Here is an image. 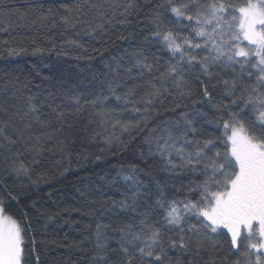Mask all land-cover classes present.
<instances>
[{
    "label": "snow or ice",
    "instance_id": "obj_1",
    "mask_svg": "<svg viewBox=\"0 0 264 264\" xmlns=\"http://www.w3.org/2000/svg\"><path fill=\"white\" fill-rule=\"evenodd\" d=\"M0 11V27L14 17L48 37L31 40L33 55L102 64L54 92L19 77L0 87V264H43L45 211L25 198L55 168L72 171L73 155L78 170L106 154L130 159L77 189L90 220L74 246L89 264H264V0H41L26 11L0 0ZM56 29L68 33L60 46ZM3 45L9 57L29 51Z\"/></svg>",
    "mask_w": 264,
    "mask_h": 264
},
{
    "label": "trees",
    "instance_id": "obj_2",
    "mask_svg": "<svg viewBox=\"0 0 264 264\" xmlns=\"http://www.w3.org/2000/svg\"><path fill=\"white\" fill-rule=\"evenodd\" d=\"M41 0H8L9 6L20 9L21 11L28 10L34 3H40ZM45 4L51 0H43ZM69 3L72 0H68ZM9 15L6 11H0V17ZM60 30L52 31L55 37L57 46L63 44L65 37L59 35ZM37 38V43L41 46H47L48 37L45 35L38 38L36 30L23 27L15 22L13 17L11 27H0V87H3L4 81L19 77L23 84H27L32 90L41 92H54L61 85L73 87L77 79H83L85 75L91 74L94 68H102L99 59L89 62L68 60L65 62L63 58L57 59L53 54L51 56L33 55L31 52V40ZM5 40L23 42L29 48L27 54L20 56L9 57L3 53ZM84 43L90 46L101 47V37H84ZM126 44L127 42H120ZM116 51L115 48L109 50ZM109 53L106 52L105 56ZM93 65L90 68L88 65ZM87 84V80H85ZM47 155V154H46ZM125 159L121 160L118 155L106 154V160L102 167H97L96 162H84L85 166L77 170L76 156L73 155L72 171L66 174H61V170L55 168L51 159L45 161V166L49 170L55 168V175H51L48 183H41L38 189H33L29 192L31 200L27 203L31 205L33 200L37 201L45 211V218H42L37 226L38 237L44 240V246L41 250V260L43 264H89L87 251L85 248L81 252L74 246L84 238V233L87 230L86 226L89 223V216L81 213V210L87 211L88 205L82 200L78 188H86L91 180L96 183H101L95 174L113 170L112 166L119 163H126L129 157L125 154ZM51 193V196H49ZM113 196L118 197V193L114 190L111 192ZM53 215L56 219L52 223L45 224L47 215ZM32 216V212H29ZM67 221V223H65ZM35 222V217H33ZM81 247H84L81 245ZM90 247V246H89Z\"/></svg>",
    "mask_w": 264,
    "mask_h": 264
}]
</instances>
